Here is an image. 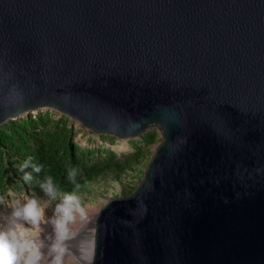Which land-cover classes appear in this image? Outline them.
<instances>
[{
	"label": "water",
	"instance_id": "1",
	"mask_svg": "<svg viewBox=\"0 0 264 264\" xmlns=\"http://www.w3.org/2000/svg\"><path fill=\"white\" fill-rule=\"evenodd\" d=\"M42 110L162 137L91 264H264V0H0V127Z\"/></svg>",
	"mask_w": 264,
	"mask_h": 264
},
{
	"label": "clouds",
	"instance_id": "2",
	"mask_svg": "<svg viewBox=\"0 0 264 264\" xmlns=\"http://www.w3.org/2000/svg\"><path fill=\"white\" fill-rule=\"evenodd\" d=\"M33 161L29 156L18 169L29 185L34 173L38 176L45 171L43 163ZM78 174L76 168L67 171L65 179L72 186L71 192L62 194L56 179L45 174L35 183L42 196L35 191L17 196L9 189L7 199L0 197V264H91L77 256L69 244L75 238L72 226L86 216L76 194L81 187Z\"/></svg>",
	"mask_w": 264,
	"mask_h": 264
},
{
	"label": "trees",
	"instance_id": "3",
	"mask_svg": "<svg viewBox=\"0 0 264 264\" xmlns=\"http://www.w3.org/2000/svg\"><path fill=\"white\" fill-rule=\"evenodd\" d=\"M54 121L49 114L39 115L36 118L29 116L26 119L9 122L0 127V197L7 195L8 190L22 193L24 187L29 190L40 192L35 186L36 180H42L45 174L52 175L61 185L62 194L72 191V186L66 181L67 171L70 168L78 170V181L81 185L77 195L90 190L94 183L108 180H121L122 176L132 168L135 159L125 161H103L91 163L86 160L84 152H79V147L73 145L69 139L71 131L61 129L60 124ZM144 138L152 144L155 134H146ZM29 156L34 158L33 162L43 163L45 171L37 176L33 174L32 185L26 184L22 175L19 174V166ZM140 157V154L135 156ZM25 171H31L26 169ZM132 192L124 195H131Z\"/></svg>",
	"mask_w": 264,
	"mask_h": 264
},
{
	"label": "rangeland",
	"instance_id": "4",
	"mask_svg": "<svg viewBox=\"0 0 264 264\" xmlns=\"http://www.w3.org/2000/svg\"><path fill=\"white\" fill-rule=\"evenodd\" d=\"M46 114H49L50 118L57 122H61L62 118L66 119L65 123L60 124L61 129H63L66 124L64 129L71 131L69 134L70 141L74 146L79 147V152H84L86 160H89L91 163H93L92 161H125L127 159H135L132 168L122 176L121 180L117 181L109 177L108 180L94 183L89 191L78 195L85 208V218H97L100 210L111 199L123 198L125 197L124 195L132 192V189H136L143 180L147 165L150 163L157 147L162 142L161 134L155 128L149 129L146 133L135 139L125 140L109 135L95 134L82 127L75 120L53 110H42L34 112L29 116L36 118L39 115ZM29 116L25 115L18 120L26 119ZM152 133L155 134V140L154 143L150 144L147 142L148 139L144 138V136ZM137 154H140V157L136 158L135 156ZM19 174L23 176L22 172ZM31 191L32 190H29L28 187L25 186L22 193H29ZM15 193L17 196L22 194L19 192ZM36 193L41 195L39 192ZM4 198L7 199L8 196L5 195ZM49 210L51 211V209ZM2 211L3 208H0V212Z\"/></svg>",
	"mask_w": 264,
	"mask_h": 264
},
{
	"label": "bare ground",
	"instance_id": "5",
	"mask_svg": "<svg viewBox=\"0 0 264 264\" xmlns=\"http://www.w3.org/2000/svg\"><path fill=\"white\" fill-rule=\"evenodd\" d=\"M49 214H51L50 210ZM95 219V217L78 218L72 226L75 238L69 242L70 247L77 256H82L85 261H91L92 259L95 241Z\"/></svg>",
	"mask_w": 264,
	"mask_h": 264
}]
</instances>
